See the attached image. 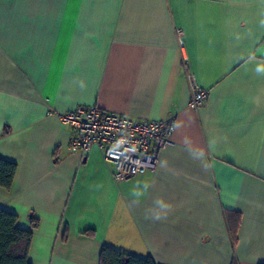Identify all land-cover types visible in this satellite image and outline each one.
I'll use <instances>...</instances> for the list:
<instances>
[{
	"label": "crops",
	"instance_id": "1",
	"mask_svg": "<svg viewBox=\"0 0 264 264\" xmlns=\"http://www.w3.org/2000/svg\"><path fill=\"white\" fill-rule=\"evenodd\" d=\"M261 67L264 0H0V158L18 166L0 208L38 222L30 262L99 264L111 246L156 264H264ZM189 74L208 91L197 109ZM80 105L175 116L173 144L117 181L98 146L69 150L59 113Z\"/></svg>",
	"mask_w": 264,
	"mask_h": 264
},
{
	"label": "built area",
	"instance_id": "2",
	"mask_svg": "<svg viewBox=\"0 0 264 264\" xmlns=\"http://www.w3.org/2000/svg\"><path fill=\"white\" fill-rule=\"evenodd\" d=\"M179 45L184 42L179 36ZM188 80L193 90L190 106L197 109L208 97V91L198 88L194 75ZM63 123L70 126L69 150L85 155L98 146L103 157L115 165L113 176L124 181L133 175L157 166L160 153L173 144L175 116L161 120H135L103 110L97 106H77L59 113Z\"/></svg>",
	"mask_w": 264,
	"mask_h": 264
},
{
	"label": "trees",
	"instance_id": "3",
	"mask_svg": "<svg viewBox=\"0 0 264 264\" xmlns=\"http://www.w3.org/2000/svg\"><path fill=\"white\" fill-rule=\"evenodd\" d=\"M18 166L15 162L0 158V187L10 189L14 183ZM240 213L226 212V222L232 243L237 242ZM38 222L32 220V228L24 229L18 225L16 213L0 208V264H33L29 260L34 228ZM99 264H156L152 257H139L104 246ZM233 264H237L234 262Z\"/></svg>",
	"mask_w": 264,
	"mask_h": 264
},
{
	"label": "clouds",
	"instance_id": "4",
	"mask_svg": "<svg viewBox=\"0 0 264 264\" xmlns=\"http://www.w3.org/2000/svg\"><path fill=\"white\" fill-rule=\"evenodd\" d=\"M257 71H264V67L258 68ZM156 219H160V217L157 216Z\"/></svg>",
	"mask_w": 264,
	"mask_h": 264
}]
</instances>
